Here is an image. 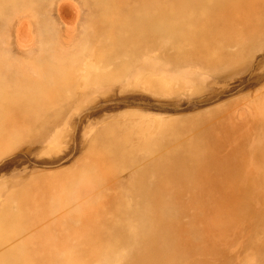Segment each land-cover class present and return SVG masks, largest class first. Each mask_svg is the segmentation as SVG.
<instances>
[{
    "label": "rangeland",
    "instance_id": "rangeland-1",
    "mask_svg": "<svg viewBox=\"0 0 264 264\" xmlns=\"http://www.w3.org/2000/svg\"><path fill=\"white\" fill-rule=\"evenodd\" d=\"M158 194L176 264H264V0H0V264H70Z\"/></svg>",
    "mask_w": 264,
    "mask_h": 264
},
{
    "label": "bare ground",
    "instance_id": "bare-ground-1",
    "mask_svg": "<svg viewBox=\"0 0 264 264\" xmlns=\"http://www.w3.org/2000/svg\"><path fill=\"white\" fill-rule=\"evenodd\" d=\"M185 157L181 161L174 163V167H182L186 164ZM173 173V171H171ZM158 194L153 197L151 205L156 216L153 218L129 219V220H109L99 227L98 235H102L107 241L106 245L94 243L86 252L77 255H70V264H176L181 262L189 254L187 243H184L180 235L181 225L177 219L170 215L162 214L161 209L171 207L163 196ZM128 223L135 225L138 238H136L135 248L129 252L123 262L112 261L114 254L120 246L125 245L130 240L128 233ZM98 237V236H96ZM85 250V251H86ZM83 251V250H81ZM79 252V251H78ZM77 252V253H78ZM41 261H39L38 264ZM34 263V262H33Z\"/></svg>",
    "mask_w": 264,
    "mask_h": 264
}]
</instances>
